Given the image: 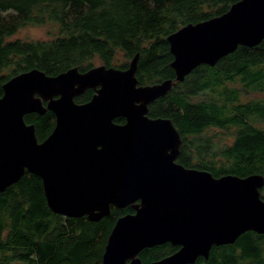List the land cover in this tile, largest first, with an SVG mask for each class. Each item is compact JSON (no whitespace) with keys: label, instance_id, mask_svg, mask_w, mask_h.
<instances>
[{"label":"water","instance_id":"1","mask_svg":"<svg viewBox=\"0 0 264 264\" xmlns=\"http://www.w3.org/2000/svg\"><path fill=\"white\" fill-rule=\"evenodd\" d=\"M263 40L264 0H237L167 36L175 79L140 85L139 52L126 69L73 66L49 75L32 68L13 76L0 96V191L30 172L42 179L57 214L99 221L113 206H132L113 226L103 264H144L143 249L166 243L179 249L150 264H194L248 231L264 234V175L216 177L186 167L177 161L182 138L172 119L146 116L149 103L199 66ZM88 89L96 90L92 98L76 102ZM47 110L56 124L40 141L25 115ZM119 117L126 124L116 123Z\"/></svg>","mask_w":264,"mask_h":264},{"label":"trees","instance_id":"2","mask_svg":"<svg viewBox=\"0 0 264 264\" xmlns=\"http://www.w3.org/2000/svg\"><path fill=\"white\" fill-rule=\"evenodd\" d=\"M237 0H0V96L3 84L32 68L49 75L73 66L85 71L99 61L126 68L140 53L142 83L175 79L167 36L189 22L229 10ZM53 25L48 40L13 38L23 27ZM123 56L127 61L120 62ZM213 92L208 99L201 94ZM264 40L239 46L215 66L203 64L156 100L155 116L170 118L183 134V149L193 146V162L185 164L225 174L264 175ZM92 91L77 96L82 103ZM33 116H26L32 121ZM37 136L44 140L56 117L37 116ZM116 121H120L118 118ZM234 131L232 140L203 138L209 128ZM193 134V145L187 136ZM190 152V151H189ZM264 199V187L261 189ZM131 207H112L99 221L66 217L48 206L42 179L26 172L0 191V264H103L108 236L117 219ZM171 243L145 248L144 264L174 252ZM194 264H264V234L248 231L235 243L214 246L208 259Z\"/></svg>","mask_w":264,"mask_h":264},{"label":"rangeland","instance_id":"3","mask_svg":"<svg viewBox=\"0 0 264 264\" xmlns=\"http://www.w3.org/2000/svg\"><path fill=\"white\" fill-rule=\"evenodd\" d=\"M57 32V29L55 26L47 24V25H38V26H28V27H23L21 28L16 35L13 36V38H22V39H42V40H48L52 38V36ZM120 62H125L127 61L123 56H120L118 58ZM130 61V60H129ZM96 65L102 64L99 61H95ZM214 95L213 92H208L206 95L201 94L199 99H208L210 96ZM248 96H251V98H256L258 96L264 97V95H258V94H253L250 93ZM234 131H230L228 129L223 130L219 129L216 127L209 128L206 130V132L203 134V138H211L214 139L215 142L217 143H222L225 141L230 142L232 140V134ZM10 264H17V263H10Z\"/></svg>","mask_w":264,"mask_h":264},{"label":"flooded vegetation","instance_id":"4","mask_svg":"<svg viewBox=\"0 0 264 264\" xmlns=\"http://www.w3.org/2000/svg\"><path fill=\"white\" fill-rule=\"evenodd\" d=\"M131 60V59H130ZM130 62V61H129ZM129 65V64H128ZM128 67V66H127ZM126 67V68H127ZM138 67H139V65H138ZM126 68H120V69H126ZM30 70V69H29ZM136 75H137V77H138V70H137V73H136ZM138 79H139V81H140V85H146V84H154V83H157V82H151V83H142L141 82V80H140V78L138 77ZM88 90H91L92 91V96H93V94L96 92V90H92V89H88ZM87 90V91H88ZM86 91V92H87ZM85 93V92H84ZM83 93V94H84ZM92 98V97H91ZM90 98V99H91ZM161 98V97H160ZM89 99V100H90ZM159 99V98H158ZM158 99H156V100H158ZM88 100V101H89ZM155 100V101H156ZM155 101H153V102H151V103H149V105H148V111L146 112V116L147 117H149V118H151V119H155V118H157L158 116H155V114H154V110L157 108V105H156V102ZM42 102H43V104H44V106H47V104H48V101L47 100H44V99H42ZM87 102V101H86ZM82 103H84V102H82ZM48 111H50V110H47L44 114H39V113H36V112H33V113H30V114H27V115H25V120H26V116H33V118H32V121H28V120H26V123L27 124H32V125H34L35 126V129L37 130V127H36V122L35 121H33V120H37V116H44V115H46L47 114V112ZM156 111V110H155ZM52 112V111H51ZM53 113V112H52ZM55 115V114H54ZM56 117V116H55ZM117 119V118H116ZM116 119H115V122L116 123H119V124H126V118H124V117H119L118 119L120 120V121H116ZM56 124V123H55ZM55 127V126H54ZM36 134H37V132H36ZM51 134V133H50ZM49 134V135H50ZM181 134V138H182V144H181V146H180V154H179V156H178V158H177V161L179 162V163H182L184 166H186V167H188V168H196L195 167V164H193V165H190V164H185L184 163V161H186V160H188V162L190 161L191 163L193 162V146H191L190 147V149L189 150H187V151H185L184 149H183V145H184V141H185V138H184V136H183V134L182 133H180ZM48 135V136H49ZM47 136V137H48ZM46 137V138H47ZM45 138V139H46ZM39 139V138H38ZM193 140H194V137H193V134H190V136H189V134H188V136H187V141L188 142H190L191 141V145H193ZM43 141V140H42ZM190 151V152H189ZM199 169V168H198ZM115 207V206H114ZM127 207H131L132 208V206H127ZM127 207H125V208H127ZM119 208V207H118ZM125 208H119V209H125ZM134 212V209L132 208V211H128V212H126V213H133ZM126 213H124V214H126ZM124 214H121V216L122 215H124ZM221 246H224V245H221ZM176 247V250L175 251H177L178 249H179V246H175ZM214 247V246H213ZM213 247H212V249H211V252H212V250H213ZM217 247H219V246H217ZM211 252H210V254H211ZM173 253V252H172ZM210 256V255H209ZM165 257V256H164ZM163 258V257H162ZM199 259H207V258H204L203 256H199L198 257V259L196 260V262L199 260ZM150 264V263H149Z\"/></svg>","mask_w":264,"mask_h":264}]
</instances>
